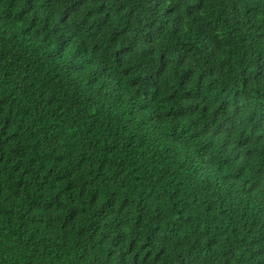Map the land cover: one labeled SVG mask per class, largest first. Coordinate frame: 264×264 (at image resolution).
<instances>
[{
	"label": "trees",
	"instance_id": "trees-1",
	"mask_svg": "<svg viewBox=\"0 0 264 264\" xmlns=\"http://www.w3.org/2000/svg\"><path fill=\"white\" fill-rule=\"evenodd\" d=\"M0 264H264V0H0Z\"/></svg>",
	"mask_w": 264,
	"mask_h": 264
}]
</instances>
